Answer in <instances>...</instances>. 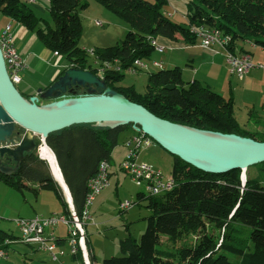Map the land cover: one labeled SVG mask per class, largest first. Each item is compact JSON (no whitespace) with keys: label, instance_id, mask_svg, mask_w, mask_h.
<instances>
[{"label":"trees","instance_id":"1","mask_svg":"<svg viewBox=\"0 0 264 264\" xmlns=\"http://www.w3.org/2000/svg\"><path fill=\"white\" fill-rule=\"evenodd\" d=\"M96 1L131 30L115 46L94 48V56L79 44L81 13L89 8L85 0H48L52 23L39 19L23 0H0V13L34 34L46 49L64 57L67 68L96 75V63L119 64L121 72L105 74L107 86L161 119L264 142V130L252 132L240 125L232 97L226 98L199 81L185 83L180 67L149 73L144 94L133 86L120 85L125 71L135 61L151 58L155 52L152 40H182L194 45L199 39L192 32L193 27L205 26L229 36L232 52L241 41L264 49V0H192L183 24L173 22L164 13L168 0ZM82 94L84 90L76 93ZM126 130L142 135L132 125L116 129L77 125L47 137L46 144L56 157L79 214L84 209L89 182L98 174L101 163L110 164ZM172 157L171 176L176 187L157 199L138 194L139 201L149 200L147 207L152 212L145 232L139 241L129 234L120 242L121 256L105 259L102 264H264V163L249 167L243 184L241 170L210 174ZM252 170L256 172L254 176L248 173ZM0 182L22 194L27 190L36 195L39 191L53 192L63 214L69 213L61 188L37 151L26 154L14 174H0ZM31 185L38 189L30 188ZM242 229L247 232L245 235ZM214 230L224 231L220 244ZM194 234L198 237L193 244L174 250L178 241ZM164 237L166 241L162 240ZM15 239L0 231V251L10 245L5 243ZM87 244L91 264H96L89 239Z\"/></svg>","mask_w":264,"mask_h":264},{"label":"water","instance_id":"2","mask_svg":"<svg viewBox=\"0 0 264 264\" xmlns=\"http://www.w3.org/2000/svg\"><path fill=\"white\" fill-rule=\"evenodd\" d=\"M80 90L85 94L76 95ZM77 125L107 129L132 125L171 156L205 173L245 172L264 163V142L161 119L88 70L69 67L50 87L25 97L11 81L0 47V174H14L25 155L37 151L68 202L40 151L50 134ZM241 178L244 184L245 175Z\"/></svg>","mask_w":264,"mask_h":264},{"label":"rangeland","instance_id":"3","mask_svg":"<svg viewBox=\"0 0 264 264\" xmlns=\"http://www.w3.org/2000/svg\"><path fill=\"white\" fill-rule=\"evenodd\" d=\"M23 1L26 2L25 0ZM36 1L41 3L38 5L39 8L33 5ZM85 1L89 3V8L81 13L82 34L79 43L80 47L85 48V50H94V48H107L117 45V43L126 36L127 32L131 30L129 25L112 12L103 8L96 0ZM191 1L192 0H168V4L164 7V12L173 22L183 24L185 22L184 16L186 17L188 14V6ZM35 2L28 4L34 14L39 19L52 23L49 4L46 3L47 0H35ZM45 3L46 5L48 4V6L44 5ZM97 22H100L102 25L97 26ZM238 45L246 49L249 47V44L242 41L239 42ZM251 48L252 47H250V49ZM260 48L262 47L256 46L254 49L256 60H259ZM34 50L35 52L40 50L47 51L44 44L39 40H36ZM166 53H168V51H166ZM146 65L149 68L148 63H146ZM152 70L151 68L149 71H140L136 74H129L126 72L120 85L123 87L135 85V90L140 94H144L147 91L148 76ZM16 87L18 89L20 88L19 85ZM236 110L239 121L244 126L247 116L245 112H240L238 108ZM247 129H250L252 132H261L264 130L251 129L250 127H247ZM128 136L129 132L121 134L119 145L112 153L110 186L96 198L93 206L90 208L91 221L87 227V234L91 250L96 259V264H102L105 259L111 257H120V242L126 239L129 234L139 241L146 230L147 219L152 215L151 210L147 207L149 200H138L139 193L149 197L145 190V186H138L132 178L120 168V164L127 155V149L123 143ZM139 160L154 166L165 176H170L172 173L173 157L153 140H151L150 145H147V143L142 145ZM248 173L252 176L256 174L253 170ZM244 175L246 178L247 170L245 172L241 171V177ZM262 178H264V175ZM31 186L33 187L30 188L38 189L36 185ZM5 187L6 186L0 182V231H5L19 238L20 231L14 222L16 219H30L36 216L48 217L51 216V214L63 215L62 206L53 192L39 191L38 195H36L33 191L27 190L22 194L11 188L12 190H9L11 194L8 195L5 193ZM155 198H161V196H156ZM125 202L132 203L133 207L126 212H121V204ZM5 209L11 211L10 217L6 218L3 216ZM210 230L212 229L210 228ZM246 233L247 232L243 230L242 235ZM57 234L63 237L65 236L63 226L57 229ZM213 235L218 238V243L220 244L223 239L224 231L214 230ZM197 237V234L185 237L177 242L174 250L183 245L193 244ZM162 240L166 241V238L164 237ZM61 249L68 251L67 246H63ZM5 251L7 253V258H0V264H58L52 260L50 254L37 251L36 249L15 241H12ZM61 261L65 264H72V261L68 257L62 258ZM177 264L179 263L177 262Z\"/></svg>","mask_w":264,"mask_h":264},{"label":"built area","instance_id":"4","mask_svg":"<svg viewBox=\"0 0 264 264\" xmlns=\"http://www.w3.org/2000/svg\"><path fill=\"white\" fill-rule=\"evenodd\" d=\"M28 4H32L35 0H25ZM101 26L100 22L96 23ZM217 31H205V26L192 28V32L198 37L201 46L204 49L213 47L219 48L226 59L230 74L239 79H243L253 69H263L264 64L255 63L248 54H237L232 52L229 47L231 38H217ZM1 49H5V59L7 60V71L11 81L17 86L20 81V73L26 68V61L19 54L15 36L10 25H7L0 32ZM155 52L162 54L165 47L151 41ZM90 51V50H87ZM59 56L58 53H54ZM157 68H161V64L155 62L153 64ZM148 67L145 61L137 60L134 65L125 71L129 74H136L139 71H146ZM122 69L117 67V63H110V69L96 68V75L104 79L107 72H121ZM147 143L144 134L133 137L126 143L127 155L120 168L138 186H145V190L149 197L161 196L176 187V182L172 176H165L160 170L154 166L139 160L142 145ZM110 168L111 164L103 162L100 164L98 174L89 182V192L86 197L84 209L79 214L73 202L68 201L72 224H65L63 215H51L48 217L36 216L30 219L18 218L14 222L20 231V237L15 242L27 245L37 251L46 252L51 255L52 260L58 264H65L62 258L68 257L72 264H91L90 250L88 248L87 227L91 221L90 208L93 206L96 198L110 186ZM133 207L130 202L121 204V212H126ZM63 226L65 236L57 234V229ZM67 246L68 251L61 248ZM0 258H7L5 250L0 251Z\"/></svg>","mask_w":264,"mask_h":264},{"label":"crops","instance_id":"5","mask_svg":"<svg viewBox=\"0 0 264 264\" xmlns=\"http://www.w3.org/2000/svg\"><path fill=\"white\" fill-rule=\"evenodd\" d=\"M46 3H48V0ZM40 4L36 1L33 5L39 8L38 5ZM184 20L186 22L185 16ZM7 25L11 26L15 36L17 50L26 61V68L20 73L21 81L18 84L20 88L17 89L25 97L35 96L39 90L44 91L58 79L62 71L68 67V61L62 56H55L48 49L47 51L40 50L35 52L34 45L37 40L35 35L28 32L19 23L0 13V32ZM156 41L164 46L165 50L162 54L154 52L151 58L147 62L145 61L149 65L146 71L152 68L151 73H154L160 69L180 67L185 83L199 81L210 86L215 92L226 98L232 97L235 102V116L239 123V116L236 114L237 108L240 112H245L247 116L244 125L246 124L251 129H264L263 69H253L243 79H239L230 74L225 56L217 47L204 49L199 41L194 45H187L182 40L172 42L160 38ZM244 43L249 44V47L246 49L237 44L235 52L237 54H248L255 63L264 64V49H259V60H256L254 49L257 45L249 41H244ZM250 47L252 48L250 49ZM155 62L160 63L162 67H155L153 65ZM130 86L135 88V85ZM240 125L242 124L240 123ZM248 130L251 131L250 129ZM126 132H129V136L124 140L123 145L125 147L126 143L135 137V134L131 133V130H126L124 133ZM5 188V193L8 195L11 194L9 190L12 189L8 186ZM10 212L8 209H5L3 216L6 218L10 217Z\"/></svg>","mask_w":264,"mask_h":264},{"label":"bare ground","instance_id":"6","mask_svg":"<svg viewBox=\"0 0 264 264\" xmlns=\"http://www.w3.org/2000/svg\"><path fill=\"white\" fill-rule=\"evenodd\" d=\"M205 31L215 32V30H210L207 27H205ZM217 38H219V39H227V36L224 35L221 31H217ZM156 43H157V41H156ZM0 47H1V39H0ZM1 50H2V53H3L4 59H5V49H1ZM88 53L91 54V55H95L94 54V50H90V51H88ZM5 64H6V67H7V60H5ZM95 66L97 68L110 69V63H107V62L104 63L103 65H101L99 63H96ZM117 67L120 68L119 64H117ZM98 77L102 79V77H100V76H98ZM12 83H13V81H12ZM147 142L151 143V139L147 138ZM40 152H41L42 157L44 159H46L50 163L51 169H52V172L54 174L55 179L61 184L62 188L65 191V194H66V197H67L68 201L71 202V195H70L68 186L65 183V180L63 178L62 172H61V170L59 168V165L57 163V160H56V157H55L54 153L52 152L51 149H49L47 146H44V145L42 146ZM63 220H64L65 224H72V217L70 215V208H69V213L68 214H63ZM5 244L6 245L7 244H11V242H7Z\"/></svg>","mask_w":264,"mask_h":264},{"label":"flooded vegetation","instance_id":"7","mask_svg":"<svg viewBox=\"0 0 264 264\" xmlns=\"http://www.w3.org/2000/svg\"><path fill=\"white\" fill-rule=\"evenodd\" d=\"M85 91V90H84Z\"/></svg>","mask_w":264,"mask_h":264}]
</instances>
